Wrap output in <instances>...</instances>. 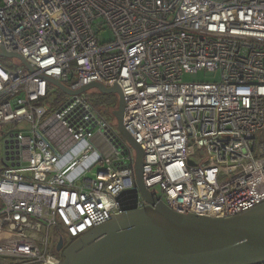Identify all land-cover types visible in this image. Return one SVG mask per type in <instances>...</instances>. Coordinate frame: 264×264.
Segmentation results:
<instances>
[{
  "label": "built area",
  "instance_id": "1",
  "mask_svg": "<svg viewBox=\"0 0 264 264\" xmlns=\"http://www.w3.org/2000/svg\"><path fill=\"white\" fill-rule=\"evenodd\" d=\"M202 70L221 79L183 81ZM49 78L121 88L144 185L174 211L264 202V0H0V264H62L59 240L122 214L136 186L107 115L86 92L49 100Z\"/></svg>",
  "mask_w": 264,
  "mask_h": 264
},
{
  "label": "water",
  "instance_id": "2",
  "mask_svg": "<svg viewBox=\"0 0 264 264\" xmlns=\"http://www.w3.org/2000/svg\"><path fill=\"white\" fill-rule=\"evenodd\" d=\"M2 54L8 53L3 50ZM49 81L67 94L86 92L93 87L102 93L117 94L119 108L115 116L119 132L136 150V186L116 198L123 213L68 245L62 264H257L264 261V202L228 218L174 211L144 185V153L123 125L125 102L121 88L93 82L73 92L56 79L49 78ZM139 195L151 205L138 208ZM93 232L92 237L86 238ZM62 246L63 238L57 250Z\"/></svg>",
  "mask_w": 264,
  "mask_h": 264
},
{
  "label": "rangeland",
  "instance_id": "3",
  "mask_svg": "<svg viewBox=\"0 0 264 264\" xmlns=\"http://www.w3.org/2000/svg\"><path fill=\"white\" fill-rule=\"evenodd\" d=\"M111 36H112V33H111L110 29L107 28L100 33L99 38H101L102 42L105 43V42H109L112 39ZM182 79L184 82H191V83L192 82H216V81H219L221 79V72L220 71L212 72V71L202 70V71H199L197 73H185L183 75ZM86 94L90 97L91 100H93L95 102L96 99L98 97H101L103 93L100 91V89L93 87V88L88 89L86 91ZM67 95L68 94L66 92H64L63 90L54 88L49 95V100L56 101L58 99V97H61L64 99ZM118 108H119V104L117 106L112 102H107L106 106L102 110V112L107 115V117L111 120V123H113V125L117 129L119 127L118 126L119 121H118L117 117L115 116V112L117 111ZM2 132H4L3 127L0 128V135L2 134ZM0 138H1V136H0ZM126 140L130 144L129 146L132 147V149L134 150V153L136 155V150H135L134 146H132V143L128 139H126ZM1 141L2 140L0 139V156L2 154V152H1V150H2ZM258 141L260 143L264 142V129L258 133ZM201 154H202V152L200 153V155ZM0 167H1V164H0ZM160 192L157 191V192H155V194H157L158 196H161Z\"/></svg>",
  "mask_w": 264,
  "mask_h": 264
},
{
  "label": "trees",
  "instance_id": "4",
  "mask_svg": "<svg viewBox=\"0 0 264 264\" xmlns=\"http://www.w3.org/2000/svg\"><path fill=\"white\" fill-rule=\"evenodd\" d=\"M107 102H112L118 106L119 98L117 94L114 93H103L101 97H98L95 101V105L99 108V111H102L106 106Z\"/></svg>",
  "mask_w": 264,
  "mask_h": 264
},
{
  "label": "flooded vegetation",
  "instance_id": "5",
  "mask_svg": "<svg viewBox=\"0 0 264 264\" xmlns=\"http://www.w3.org/2000/svg\"><path fill=\"white\" fill-rule=\"evenodd\" d=\"M94 235V232L87 235L86 238H89V237H92ZM85 239V238H84ZM68 245L66 246V241L63 240V246H62V249L61 250H57L59 253H61L62 255H65V251L67 249Z\"/></svg>",
  "mask_w": 264,
  "mask_h": 264
}]
</instances>
